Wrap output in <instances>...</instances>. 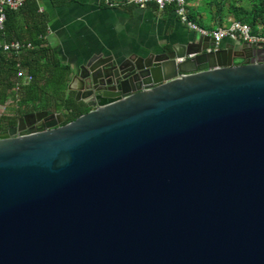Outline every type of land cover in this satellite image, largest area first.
<instances>
[{"label": "water", "instance_id": "95a60500", "mask_svg": "<svg viewBox=\"0 0 264 264\" xmlns=\"http://www.w3.org/2000/svg\"><path fill=\"white\" fill-rule=\"evenodd\" d=\"M68 88L90 109L0 132V264H264L263 42L95 51Z\"/></svg>", "mask_w": 264, "mask_h": 264}, {"label": "crops", "instance_id": "0c3cea01", "mask_svg": "<svg viewBox=\"0 0 264 264\" xmlns=\"http://www.w3.org/2000/svg\"><path fill=\"white\" fill-rule=\"evenodd\" d=\"M109 1L112 5L106 0H65L62 3L39 0V10L48 24L47 43L64 67L63 98L69 99L70 106L44 96L37 102V108L63 114L67 108L90 109L74 99L75 91L68 88V84L71 75L92 52H158L162 46L185 41L188 35L200 32L181 20L174 10L160 9L152 3L139 7L125 0ZM239 39L236 35H227L219 45L236 43Z\"/></svg>", "mask_w": 264, "mask_h": 264}, {"label": "trees", "instance_id": "16d2710c", "mask_svg": "<svg viewBox=\"0 0 264 264\" xmlns=\"http://www.w3.org/2000/svg\"><path fill=\"white\" fill-rule=\"evenodd\" d=\"M51 1L62 3L65 0ZM205 3L201 10L215 21L216 25L222 23L224 14L228 12L232 19L248 23L253 31L256 29L264 31V0H254L249 7L229 0H205ZM39 7V0H24L16 9L9 7L4 9L5 18L0 25V131L8 123H13L21 113L37 108V102H41L44 96L59 99L70 106L69 99L63 98L64 67L60 65L47 43L48 24ZM175 7L176 5L172 3L165 8L174 10ZM13 40L24 44L29 42L31 46L22 48L19 52L3 50L2 42ZM18 67L31 73L33 80L15 90L14 81ZM10 97L15 98L9 101ZM7 106H11L12 111L4 112L3 109ZM66 110L64 123L87 111L68 108Z\"/></svg>", "mask_w": 264, "mask_h": 264}, {"label": "built area", "instance_id": "2783aa9c", "mask_svg": "<svg viewBox=\"0 0 264 264\" xmlns=\"http://www.w3.org/2000/svg\"><path fill=\"white\" fill-rule=\"evenodd\" d=\"M24 0H0V25L5 18L4 15V9L6 7L16 9L17 7L21 6ZM110 5H112V2L109 0H106ZM125 3H130L137 5L139 7H145L147 4H155L158 8L163 9L166 6L174 3L176 5L174 12L180 17L183 21H188L186 12H185V4L186 0H125ZM188 25L190 27H193L197 30H199L201 33L209 34L213 37V44L215 47L219 46L220 41L223 37L227 35H236L238 38H240L243 41H249V42H263L264 43V37L256 35V34H250V26L246 22H242L240 20H234L231 19L228 27H224L221 24H218L215 28L211 29L210 31H205L204 29L198 27L193 22L188 21ZM31 43H21L17 40H13L10 42H2L3 50H12L15 52H19L22 50V48L30 47ZM19 66V64H17ZM33 80V76L31 73L27 72L24 68L18 67L16 70V77H15V85L14 89L18 90L22 86L27 85L31 83Z\"/></svg>", "mask_w": 264, "mask_h": 264}, {"label": "rangeland", "instance_id": "374dc122", "mask_svg": "<svg viewBox=\"0 0 264 264\" xmlns=\"http://www.w3.org/2000/svg\"><path fill=\"white\" fill-rule=\"evenodd\" d=\"M229 1H233L234 3H237L245 7H249L253 3L254 0H229ZM205 4H206L205 0L186 1L185 12H186L188 21L193 22L195 25L204 29L205 31H210L211 29L215 28L217 25L215 21L210 19L204 13V11L201 10L202 9L201 6ZM231 19H232L231 15L228 12H226L224 14V18L222 19V25L224 27H228V24ZM188 21H186L187 24H188ZM250 34H256V35L264 37V31H262L261 29H256V31H253V29L250 28ZM14 98L15 97H10L9 101L13 100ZM3 111L6 113L9 111H12L11 106L10 107L7 106L5 109H3Z\"/></svg>", "mask_w": 264, "mask_h": 264}, {"label": "flooded vegetation", "instance_id": "af4514ba", "mask_svg": "<svg viewBox=\"0 0 264 264\" xmlns=\"http://www.w3.org/2000/svg\"><path fill=\"white\" fill-rule=\"evenodd\" d=\"M37 110H44V109L38 107V108H35V109H32V110H28V111H26V112L21 113L20 115H18V116L16 117V119L14 120L13 123H8V124H7V125H6V126L0 131V132H5L9 126L16 125V124H17V119H18L19 117H21L22 115H24L25 113L32 112V111H37ZM48 113H50V112L48 111ZM41 123H42V122H41ZM28 129H30V126L25 125L24 130H23L22 132H24L25 130H28Z\"/></svg>", "mask_w": 264, "mask_h": 264}]
</instances>
